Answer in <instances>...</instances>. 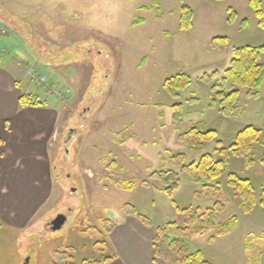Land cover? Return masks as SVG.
I'll use <instances>...</instances> for the list:
<instances>
[{"label": "rangeland", "instance_id": "1", "mask_svg": "<svg viewBox=\"0 0 264 264\" xmlns=\"http://www.w3.org/2000/svg\"><path fill=\"white\" fill-rule=\"evenodd\" d=\"M27 2L42 5L29 7L32 15L26 16ZM184 6L195 12L189 31L179 28ZM216 36L229 42L213 43ZM263 44L264 28L249 0H0L2 56L24 61L22 81L30 80L31 68L46 77L47 83L28 85L29 90L24 82L23 91L38 94L39 106L57 113L53 131L44 134L45 193L27 220L22 207L7 216L0 228V264H82L92 245L106 255L118 254L113 236L126 217H149L156 234L169 222L185 225L179 209H204L218 200L222 220L238 217L235 228L222 236L211 229L183 240L178 238L183 233L170 234L168 242L158 244L162 259L170 264L181 257L170 245L175 237L177 247L185 243L184 251H202L212 264H264V207L244 212L228 182V174L237 173L261 194L264 163L258 159L264 157V135L252 168L231 155L228 171L206 186L183 165L205 152L216 155V144L201 147L197 138L182 140L200 121L218 131L225 147L247 125L264 134V82L259 98L242 90L230 117L211 105L214 84L233 49ZM180 73L190 76L191 84L174 97L164 83ZM178 103L183 104L180 119L173 108ZM161 169L179 175L173 196L165 192L171 182L163 181ZM127 177L134 181L131 190L122 185ZM58 214L67 221L53 231ZM102 215L112 230L107 237L99 232Z\"/></svg>", "mask_w": 264, "mask_h": 264}, {"label": "trees", "instance_id": "2", "mask_svg": "<svg viewBox=\"0 0 264 264\" xmlns=\"http://www.w3.org/2000/svg\"><path fill=\"white\" fill-rule=\"evenodd\" d=\"M249 3L259 19V26L264 28L263 0H249ZM229 20H232V18ZM194 21V10L188 6H184L180 16L179 28L183 31H189L193 28ZM212 42L226 44L229 42V37L216 36L212 39ZM215 75L216 72L212 74V76ZM205 76L207 77L208 75H204V77ZM263 82L264 44L260 46L245 45L236 47L233 49V56L228 68L225 70L222 78L217 80L214 84L215 93L211 95V105L212 107H217L221 115L230 117L235 114L238 109V102L242 95V90H246L248 96L259 98L260 88ZM190 84L191 77L187 74L180 73L168 78L164 83V87L168 93L175 97L178 96L180 92L187 89ZM40 104L39 97L36 95L23 93L20 97V105L23 107L39 106ZM173 108L180 119L183 104H175ZM263 135V130L260 127L253 124L247 125L240 129L236 133L233 142L228 147H225L223 141L219 138L218 131L213 128H206L205 123L200 121L193 125L192 128L186 130L182 134L183 139H181L188 143H192L188 137H191L192 139L197 138L201 147H205L208 142L213 141L217 146L216 155L218 154L220 157L205 152L198 160H194L188 165H183V167L191 175L194 181L204 183L205 186L207 182H214L220 179L228 171L231 155L244 158L247 167L252 168L255 165V147L262 144ZM258 161L264 163V157H260ZM161 172L166 174V176L163 177V181H165V183H168L169 181L171 182V184L165 188V192L173 196V194L179 189V175L170 169H161L160 173ZM228 182L237 195L240 196V205L244 212H252L258 204L264 207V186L261 189V194L258 196L255 185L251 179L247 177H241L237 173L230 172L228 174ZM122 185L124 188L131 190L134 186V181L132 178L127 177L122 180ZM211 186L215 192L218 191V187ZM222 209L223 204L220 200H218L214 206L204 209L194 207L184 208L182 210L179 209V212L185 215V225L181 227L175 222H169L166 225L160 226L156 230V237L153 241L156 257L163 258L159 251L158 244L160 241L168 242V240H170V234L179 235L180 233H183V235H181L182 237L178 236V238L182 239L184 237L187 239L191 235H202L211 229L216 230V236H222L231 232L238 223V217L234 215L228 219L222 220L220 218ZM137 217L146 225L150 227L152 226L149 217L142 214ZM99 220L102 227V230H99V232L100 234L102 232V236L105 235L107 237V235L112 232L108 225L109 218L106 215H102ZM4 224V221L0 218V228L6 227ZM185 239L180 242H185ZM177 242L178 240L174 237L171 240L170 245L174 246L175 249L179 251L178 253L181 254V257L172 261L170 264H212L206 260L202 251L189 253L187 250L184 251L185 243H180V247H177ZM99 243H101L100 240L96 238V244ZM117 257L118 254L116 253L106 255L105 249L103 251L102 248L101 252L99 247L97 248L92 245L90 255L83 259L82 264H102Z\"/></svg>", "mask_w": 264, "mask_h": 264}, {"label": "crops", "instance_id": "3", "mask_svg": "<svg viewBox=\"0 0 264 264\" xmlns=\"http://www.w3.org/2000/svg\"><path fill=\"white\" fill-rule=\"evenodd\" d=\"M41 5L23 3V14L32 15L30 8ZM19 60L11 62L6 56L0 57V196H11V199L4 200L0 197V218L3 221L18 207H22L21 216L27 220L39 203L38 196L45 193V185L41 183L45 178L44 134L47 129L53 131L57 119L52 108L20 105V97L25 92L23 83L27 84L28 90L34 83L22 81L24 61ZM155 237L152 227L139 218L126 217L113 236L118 257L102 264H168L155 255Z\"/></svg>", "mask_w": 264, "mask_h": 264}, {"label": "built area", "instance_id": "4", "mask_svg": "<svg viewBox=\"0 0 264 264\" xmlns=\"http://www.w3.org/2000/svg\"><path fill=\"white\" fill-rule=\"evenodd\" d=\"M3 54V51L0 50V56ZM28 76L31 81H34L36 84H45L46 82V77L44 75L37 74L35 69L31 68L28 71Z\"/></svg>", "mask_w": 264, "mask_h": 264}, {"label": "water", "instance_id": "5", "mask_svg": "<svg viewBox=\"0 0 264 264\" xmlns=\"http://www.w3.org/2000/svg\"><path fill=\"white\" fill-rule=\"evenodd\" d=\"M67 221V217L64 214H58V216L51 222L52 230L56 231L61 229Z\"/></svg>", "mask_w": 264, "mask_h": 264}, {"label": "flooded vegetation", "instance_id": "6", "mask_svg": "<svg viewBox=\"0 0 264 264\" xmlns=\"http://www.w3.org/2000/svg\"><path fill=\"white\" fill-rule=\"evenodd\" d=\"M73 190H75V189H73ZM75 191H77V190H75Z\"/></svg>", "mask_w": 264, "mask_h": 264}]
</instances>
